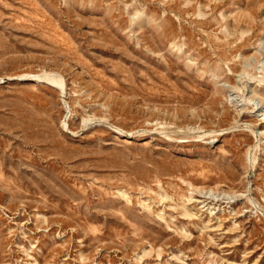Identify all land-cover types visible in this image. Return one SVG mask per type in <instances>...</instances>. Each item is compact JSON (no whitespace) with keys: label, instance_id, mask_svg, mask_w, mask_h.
I'll return each instance as SVG.
<instances>
[{"label":"rangeland","instance_id":"obj_1","mask_svg":"<svg viewBox=\"0 0 264 264\" xmlns=\"http://www.w3.org/2000/svg\"><path fill=\"white\" fill-rule=\"evenodd\" d=\"M0 264H264V0H0Z\"/></svg>","mask_w":264,"mask_h":264},{"label":"bare ground","instance_id":"obj_2","mask_svg":"<svg viewBox=\"0 0 264 264\" xmlns=\"http://www.w3.org/2000/svg\"><path fill=\"white\" fill-rule=\"evenodd\" d=\"M48 75L34 76L35 77L34 81H47V82H50V84L52 83V85H55L57 88L60 89V91L62 93H64V90H65L64 81L61 78H58L56 75L55 76L52 75V77L48 76ZM250 161H251V164H252L253 160H251V157H250Z\"/></svg>","mask_w":264,"mask_h":264}]
</instances>
